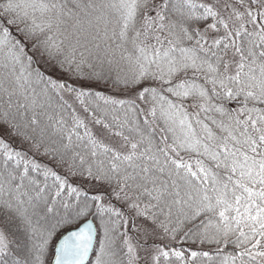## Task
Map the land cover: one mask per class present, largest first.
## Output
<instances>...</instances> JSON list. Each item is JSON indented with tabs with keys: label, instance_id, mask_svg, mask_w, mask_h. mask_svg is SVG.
Listing matches in <instances>:
<instances>
[{
	"label": "snow or ice",
	"instance_id": "1",
	"mask_svg": "<svg viewBox=\"0 0 264 264\" xmlns=\"http://www.w3.org/2000/svg\"><path fill=\"white\" fill-rule=\"evenodd\" d=\"M0 264H264V0H0Z\"/></svg>",
	"mask_w": 264,
	"mask_h": 264
}]
</instances>
